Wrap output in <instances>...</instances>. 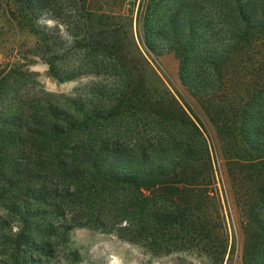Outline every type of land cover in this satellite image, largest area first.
<instances>
[{
    "label": "trees",
    "instance_id": "16d2710c",
    "mask_svg": "<svg viewBox=\"0 0 264 264\" xmlns=\"http://www.w3.org/2000/svg\"><path fill=\"white\" fill-rule=\"evenodd\" d=\"M91 3L0 0V51L33 38L31 55L69 81L56 63L75 18L90 52L121 73L89 103L66 98L62 108L20 99L33 62L25 72L19 60L0 64V217L18 224L0 234V264H44L70 227L114 232L153 257L176 256L174 264H230L235 245L208 140L174 95L152 86L158 75L141 45L179 60L184 88L224 142L242 264H264V0H141L136 19Z\"/></svg>",
    "mask_w": 264,
    "mask_h": 264
},
{
    "label": "rangeland",
    "instance_id": "374dc122",
    "mask_svg": "<svg viewBox=\"0 0 264 264\" xmlns=\"http://www.w3.org/2000/svg\"><path fill=\"white\" fill-rule=\"evenodd\" d=\"M141 0H92L91 8L101 12L113 14H133L137 18ZM64 20V19H63ZM48 24L55 26L54 21L47 20ZM71 36L68 39L63 37L64 50L63 62L58 61L57 66H62L61 70L64 77L72 78L69 81L60 83L49 74V65L38 57L31 55L30 49L33 48L35 40L24 35L17 36L14 41L4 46L0 51V64L12 66L19 60L21 72H25L27 67L23 64L28 61L33 62L29 66V75L26 76L19 86V97L24 102H36L41 105L44 101L61 106L66 105V98L78 101L80 104L89 103L92 98L91 92L97 85L105 84L107 81H115L121 77L118 71L111 72L108 62L102 57L90 52L87 42L84 40L87 27L79 19L73 18L71 21ZM65 31V26L61 28ZM134 31L137 37V27ZM141 49L151 62L152 67L158 76L149 75V81L153 87L160 90H167L174 95L189 115L201 126L210 146L214 168L217 176V184L221 199L225 208L231 244L235 245V252L230 264H242V255L245 243V235L242 230L239 211L236 206L232 185L226 162L223 156V141L218 137L217 132L200 107L194 97L184 88L180 80V63L174 53H152L144 46ZM28 60V61H27ZM103 61V62H101ZM101 63V67L96 70L94 63ZM24 66V67H23ZM95 72L99 75L96 76ZM6 96L4 107L8 108L12 104L10 98ZM29 108L24 109L27 111ZM10 114L14 115L18 125L25 121L20 113H15L9 109ZM30 112V111H27ZM106 134L112 133V127H105ZM54 226H62L55 218H47ZM12 226L15 232L18 224L10 215L0 217V234ZM69 226V224L67 225ZM66 231V235L53 239L51 247L52 256L44 264H174L176 256L156 258L148 254L141 247L120 239L114 232L107 233L96 227H78ZM1 236V235H0Z\"/></svg>",
    "mask_w": 264,
    "mask_h": 264
}]
</instances>
